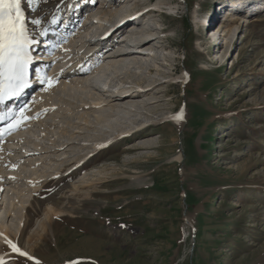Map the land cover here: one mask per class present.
<instances>
[{"label": "rangeland", "instance_id": "obj_1", "mask_svg": "<svg viewBox=\"0 0 264 264\" xmlns=\"http://www.w3.org/2000/svg\"><path fill=\"white\" fill-rule=\"evenodd\" d=\"M241 1L237 5L234 0H163L160 6H155L158 0L135 1L137 12L152 9L138 31L150 27L159 35L155 39L163 45L154 41L149 47L167 58L152 74L144 72V78L159 81L151 92L133 91L136 102L135 97L145 94L141 98L146 105L138 109L146 112L152 107L156 113L118 110L114 102L106 101L109 92L92 87L58 86L42 94V101L57 107L27 123L23 135L27 139L39 135L41 141H35L44 152L34 155L40 161L35 168H23L21 159L13 161L19 167L3 175L10 178L0 187V223L34 259L0 241V264H264V0ZM126 2L49 0L29 9L23 0L29 20L37 15L58 18L53 26L43 25L51 31L34 48L41 59L33 72L39 62L49 63L43 68L47 75L57 66L63 69L61 58L48 60L54 49L43 41L60 47L59 41L68 38L62 40L67 44L69 33L100 5L122 12ZM116 14L100 36L97 23H89L83 43H74L78 47L72 52H80L86 66L96 59L99 45L98 71L107 63L101 57L105 52L129 48L118 40L129 33L128 26L120 27ZM202 16L208 17V32L201 28ZM241 19L243 26L226 50L227 29ZM140 61L146 67L150 64ZM121 80L104 87L138 83L127 73ZM35 91L42 93L39 82L19 98L20 103L9 105L15 109L30 104ZM99 96L106 99L99 106L80 102ZM181 110L183 120L170 119ZM33 111L37 108L29 113ZM110 113L114 115L107 116ZM121 115L125 120L119 121ZM118 127L137 129L136 136L124 131L117 137ZM145 127L152 133L140 136ZM16 136L0 139V165L3 156L12 159L4 143H17ZM51 138L68 146L61 150ZM104 138L110 143L102 142ZM93 143L104 147L94 150ZM19 145H13V152L21 150ZM54 168H59L60 180L50 179ZM31 175L41 180L35 190ZM86 180L93 183L83 185ZM73 185L78 188L71 190ZM49 206L63 212L48 214Z\"/></svg>", "mask_w": 264, "mask_h": 264}, {"label": "bare ground", "instance_id": "obj_2", "mask_svg": "<svg viewBox=\"0 0 264 264\" xmlns=\"http://www.w3.org/2000/svg\"><path fill=\"white\" fill-rule=\"evenodd\" d=\"M116 1H118V0H116ZM127 1L128 2H126L127 3L126 9L127 10L129 9L130 11L124 10L122 12H116V11L112 12L113 9H111L108 4L103 3L102 5L99 6V10L97 12L90 13L89 16H87V20L84 23H82L79 26H76L73 33H69V35H72V38L67 44H64V43L62 44V40L66 42V40L68 38H62L61 40L59 39L60 40L59 43H61L60 47L50 48V49H54V50L53 51L50 50L51 52L47 54V55H49V58L47 57L48 60L50 59L52 61L55 58H57V59L61 58L62 59L61 61L63 63V69L66 68L67 71H63V69H59V66H57L55 68L54 73H52L51 75H48L49 77H52V76L58 77V83H56L54 87L48 88V90H46V91L42 90V93L35 91L33 93V97L31 98V101H30L31 103L29 104V106H30L29 111H31L33 109L35 110L36 108H37V111H33L31 114L29 113V111H27L25 113L26 115L38 116L39 114H41L43 112L44 113L43 115L46 116L48 113H50V111L54 107H57V105L55 106L53 104V102L42 101L41 96L44 92H45V94H47L46 92H48V93L52 92L53 89L58 87V86H60L62 88H67V87H71V86H76L78 88L92 87L96 90H103V91L109 92L107 100L103 99L100 96L96 99H91L89 102L84 100V99L83 100L81 99L80 102L82 105H87L88 103H91V104H93V107H95V106H99V104H101V102H104L106 100L108 102H114V108H116L118 110L120 108H123V109H127V110H129L135 114H139V113L145 114L147 112H150V113H156L157 112L156 109L152 108V107H150V109L146 110V112H144L141 109H138L137 107H139L141 105H146L143 103L144 100H142V98H141L143 96L145 97V94L135 97L136 99H139L136 102V101H134V96H133L136 94H134L133 91H143V93L151 92L152 88H154L155 85H157L159 83V81L155 78H144L143 76L145 74L146 75L152 74L155 70L154 67H157L158 64L163 65V63L166 62L167 58H166V56H164L162 54L160 55L159 53H157V51L154 48L149 47L152 45V43L154 41L159 42V43L161 42V41L155 39V38L160 37L159 35H155V32L150 27L147 28V31H144L145 34L143 31H138L140 28L143 27V25L146 24L143 16L150 13L152 9L147 8L148 10L146 12H143V13L137 12L136 11L137 5L135 2L136 0H127ZM131 1H133V2L129 3ZM234 1H237L236 2L237 5L240 2H242L241 0H234ZM162 3H163V0H158V2L155 4V6H160V4H162ZM113 13H117L116 14L117 19H118L117 22H121V25H122V26H120L121 28H123L124 26H128L127 32L129 34L125 35L124 37H122L121 39H118V40L128 44L129 48L122 49L123 52L120 50H116L113 52H110V51L105 52L103 54L104 56H101V57H105L107 59V63H105V64L103 63L101 66V69L98 71L96 66L100 65V63H101V60L99 58L100 56H98L99 51H100L99 49L101 48L100 45L98 47H96L97 48L96 52H95V55H96L95 58L96 59H94L93 61H89L87 66L85 63L83 64V62L85 60L83 58V55L78 54L80 52H72L73 51L72 49L74 47H78V45L74 46V43L76 41H78V43L82 42L80 40L84 37V35L87 34L88 28H89V23H95V24L97 23L96 27L101 30V33L97 34L98 36H100L102 33H104L107 30V27L110 26V24L108 25V23L110 22L109 17L112 16ZM227 13H229V15H232V12H230L229 9L227 10ZM204 18L205 19L202 20V27L201 28L202 29L205 28V31L208 32L207 31L208 30V26H207L208 25L207 24L208 17L206 16ZM47 25L49 27L53 26L52 24H49V23ZM221 26L222 25H220V24L217 26L219 33H221V31H222V29H220ZM242 26H243V20L242 19L238 20V21H234L233 23H231L229 25V27L227 29V40H226V46H225L226 50L231 49V47H232L231 39H232L233 35L237 34L238 30H240V28ZM136 33L141 35V37L136 38L135 37ZM142 34H144V36H142ZM96 36L92 40L98 38V36L97 37ZM112 39L116 41L115 38L112 37L111 40ZM84 41H86V40H84ZM45 42H48V40L43 41L44 46H46ZM109 44L112 45V42H110ZM140 45H145V46H143V49H142V48H140ZM162 45L163 44L160 43V46H162ZM34 50H33V55L38 57L37 53ZM139 55L142 57H140ZM141 58L150 62V64L146 67L140 61ZM55 63H56V61H55ZM47 64H49V63H47ZM47 64H45L43 62H39L35 66V69L38 67L44 68L47 66ZM72 64H73V66L70 67V65H72ZM80 65H81V67H80ZM110 66L114 67V70H115L114 72L110 71V69L112 68ZM106 67H109V68H106ZM144 72H145V74H144ZM124 73H127V74H129V76H132L136 80V82H138V83L135 85H130V87L124 86V85H117V86L113 87V89L112 88L106 89V87H104V85H106L107 82L108 83L110 82L111 85H115L116 83L118 84V82L121 80V76L124 75ZM107 75H108V80L104 79ZM110 78H111V80H110ZM115 80H117V81H115ZM30 89L31 88L26 89L23 95L27 94ZM135 93H138V92H135ZM79 97H82V96H79ZM19 98L13 100V102L17 103L19 101ZM89 99H90V97H89ZM152 101L155 102L156 100H152ZM18 103H20V102H18ZM147 103L149 104L152 102H147ZM32 105H33V107H32ZM82 107H84V106H82ZM66 109H68V105H67V107L60 108L59 110H66ZM101 114H102V112H101ZM43 115H41V117H44ZM108 115H114V114L110 113V114H107V116ZM32 120L36 121V119H32ZM32 120L24 122L23 127H21L19 130L12 133L14 135H17L16 136L17 140H18V142L16 141L17 143H14L12 140L11 141L6 140L4 143L5 148L8 147L5 150L9 151L8 153H10L12 155L11 156L12 159H9L8 156H3V158H2V164L0 165V187L2 186L4 181L6 183L7 178H10L9 175L7 176V178L3 177V175L14 173L12 171V169L13 170L15 169L14 166L19 167V164H22L23 168H26V167H29V168L34 167L35 168L38 160L40 161V158H38V157H36V155H34V154H36V152H39V153H41V151L44 152L43 150H41V148L44 146L39 145L35 141V140H40L39 135H36L34 138L29 137V139H27L25 136H23L24 133L26 132L25 128L28 127L27 123H29ZM115 120L117 122L118 118H115ZM120 120H125V118L122 117V115H121V117L119 118V121ZM109 122L111 124H113L112 121H109ZM116 122H115V124H116ZM141 123H142V121H139L137 124H139V126H140ZM68 124H70V123H68ZM59 128H61L65 132H72V131L67 130V128H65V129L63 127H59ZM118 128L119 129L117 130V134H116L117 137H119L122 134V132H124V131H126L129 134H133L136 136L137 129H133V128H127L126 129V128H121V127H118ZM149 133H152L151 127H145V128H143V132L140 134V136L148 135ZM43 134H45V133H43ZM9 136L10 135H7V138ZM116 136H115V138H116ZM50 140L52 141L53 146L54 145H56V147H57V145L61 146V148H62L61 150L65 149L68 146L67 142L61 141L58 138H55V139L51 138ZM102 140H103L102 142L105 141L107 144L110 143V140L108 138H104ZM14 144H20L19 146H21V150L13 152L14 149L12 147ZM99 146L100 145L97 143L92 144V148L94 150L99 148ZM3 152H5L4 149H2V153ZM28 153H31V155H29ZM20 159L22 160V162L19 164H15V162H13V161H17ZM8 160H11L10 163L12 164V166H10V167L7 166ZM18 173H19V175H21L20 172H18ZM51 174L52 175L50 176V179L53 180V179L59 178V180H60L59 168H54L51 171ZM33 175L29 176L28 179L29 178L32 179V180H30L31 181L30 186L33 187L32 190H35L40 185L41 180L40 179L34 180V178L36 179L37 176L34 177ZM40 176H41V174H40ZM83 183H84L83 185L90 186L93 183V181L86 180V181H83ZM37 184H39V185H37ZM73 186L74 187L71 188V190L72 189L76 190V188H78V185H73ZM32 190L29 189L28 192L30 193ZM61 192H60L61 194L64 193L63 191H61ZM23 201H25V200L22 199V201H20V202L23 203ZM12 203H13V200L11 199L10 204H12ZM50 212L60 213L63 211L56 210L54 207L49 206V211L47 213L49 214ZM8 232H9L8 228L5 226V224L0 223V241L5 242V238H7L8 240H11L13 243H15L17 245V247H19L18 244L15 242V240L10 237Z\"/></svg>", "mask_w": 264, "mask_h": 264}, {"label": "snow or ice", "instance_id": "obj_3", "mask_svg": "<svg viewBox=\"0 0 264 264\" xmlns=\"http://www.w3.org/2000/svg\"><path fill=\"white\" fill-rule=\"evenodd\" d=\"M22 2L23 0H0V139L19 130L24 126V122L38 118L25 114L30 110L27 102L13 109L9 101L21 97L33 83L39 82L42 90L45 91L58 83V77H49L43 68L38 67L35 73L33 72V65L41 59L33 55V50L42 43L41 38L51 31L43 25L45 22L56 24L58 18L53 15L51 20H47L46 17L41 19L37 15L29 20L21 7ZM26 2L29 9H35L38 4H46L49 0H26ZM29 24L32 27H29ZM45 43L49 48L59 47L57 43L51 41ZM170 119L176 122L183 120V110ZM5 242L13 252L34 259L27 252L21 251L11 240L5 238ZM69 264H78V262L70 261Z\"/></svg>", "mask_w": 264, "mask_h": 264}]
</instances>
